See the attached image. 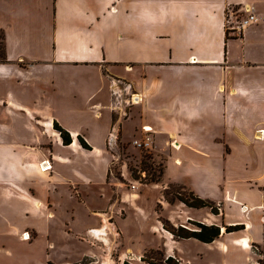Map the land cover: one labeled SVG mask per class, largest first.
<instances>
[{"label":"crops","instance_id":"0c3cea01","mask_svg":"<svg viewBox=\"0 0 264 264\" xmlns=\"http://www.w3.org/2000/svg\"><path fill=\"white\" fill-rule=\"evenodd\" d=\"M246 7L259 23L236 37L227 20ZM0 36V239L46 242L33 263L5 246L0 260L54 264L100 220L88 212L109 185L117 78L140 96L122 142L150 134L165 162L150 189L179 185L221 206L245 227L230 249L264 244V0H0Z\"/></svg>","mask_w":264,"mask_h":264},{"label":"rangeland","instance_id":"374dc122","mask_svg":"<svg viewBox=\"0 0 264 264\" xmlns=\"http://www.w3.org/2000/svg\"><path fill=\"white\" fill-rule=\"evenodd\" d=\"M108 144L107 150L111 156L109 185L96 192L95 206L91 208L92 212H88L100 220L85 236L84 233L78 235L73 241L75 246L78 245L77 249L57 261V264H169L167 259L170 257L174 258L171 264H264V244H250L247 253L229 248L233 236L239 231L226 232V227L234 225L223 220L225 216L221 215V206L213 203L218 211L216 215L210 208L207 211L205 208L204 211L190 209L175 198L176 194L179 198L190 199L189 191L179 185L150 189L153 184L163 183V180H157L159 171L165 170L164 159L158 158L155 151L149 153L130 148L122 140L113 145L108 140ZM149 156L152 158L149 159ZM145 162L153 167H145ZM154 173L157 174L156 178L153 177ZM123 189L129 195L125 199ZM83 193L75 192L80 202L86 203L83 195L92 192ZM199 223L220 226L224 231L223 236L216 243L205 244L194 238L174 237L164 226L167 224L169 228L197 231L199 227L196 224ZM100 229L105 236L97 234ZM30 239L31 236L27 240ZM0 246L12 247L16 252L27 255L33 263L37 257L45 256L46 242L40 240L31 247L15 239H0ZM0 262L11 264L7 259Z\"/></svg>","mask_w":264,"mask_h":264},{"label":"built area","instance_id":"2783aa9c","mask_svg":"<svg viewBox=\"0 0 264 264\" xmlns=\"http://www.w3.org/2000/svg\"><path fill=\"white\" fill-rule=\"evenodd\" d=\"M232 12V15L229 16L227 20V26L236 37L243 36L244 32L248 28L259 23V17L257 16L254 8L252 7H246L235 11L233 10ZM112 82L113 100L111 104V109L114 112L115 120L112 126L111 133L109 135V142L112 143L111 145L121 140L120 128L122 126V123L128 118L129 109L139 103L140 99V96L138 94L130 93L129 96L126 95L129 86H126L125 83L121 84L120 80L118 79H114ZM131 145L135 149H138L140 151H148L150 153L155 149L154 137L149 134L140 139L136 138L132 140ZM171 146L174 148L177 147L175 146V142H172ZM49 163L50 162L48 161L43 162V164L47 165L46 168L52 167L51 165H49Z\"/></svg>","mask_w":264,"mask_h":264},{"label":"trees","instance_id":"16d2710c","mask_svg":"<svg viewBox=\"0 0 264 264\" xmlns=\"http://www.w3.org/2000/svg\"><path fill=\"white\" fill-rule=\"evenodd\" d=\"M5 60V48L3 45V42H1L0 44V62L4 63ZM54 128L60 133L64 145L68 146L71 145L72 143V136L71 134L65 130L63 127H61L57 122H55L54 124ZM79 141L81 142L82 146L87 149V150H91L92 148L86 143V141L79 136ZM149 159L152 158L151 156L148 157ZM145 167H153L152 165H150L149 163L145 162ZM145 171V170H143ZM159 179L157 180V182H161L164 178L165 175V170L161 169L159 171ZM157 174L154 173L153 177L156 178ZM156 180H154L153 182H155ZM173 185V184H171ZM182 188H185L183 186H181ZM186 190V189H185ZM189 191V190H188ZM175 198H177L179 201H181L182 203H184L187 207H189L190 209H204V208H210L213 212V214H218V211L216 210V208L213 206V203L207 200H204L200 197H198L194 192L189 191V198H179L176 194H175ZM170 201H172L171 199H169ZM199 227V230L197 231H191V230H187L185 228H179V229H175V228H169V226L167 224H165V228L174 235V237H178V238H182V239H196L202 243L205 244H212L214 243L217 239H219V237L221 236V231L222 228L217 226V225H206V224H196ZM244 230L243 226H228L226 227V232L227 233H234L237 231H241ZM168 263L171 264L172 262H174V258L170 257L167 259ZM177 264V262H175Z\"/></svg>","mask_w":264,"mask_h":264},{"label":"bare ground","instance_id":"6f19581e","mask_svg":"<svg viewBox=\"0 0 264 264\" xmlns=\"http://www.w3.org/2000/svg\"><path fill=\"white\" fill-rule=\"evenodd\" d=\"M47 164V163H46ZM45 165V164H44ZM50 165V164H49ZM46 166L47 165H45V167L43 168V170L44 171H46V170H48V169H50L51 167H49V168H46ZM104 229V228H103ZM95 232V231H94ZM98 235H101V236H105V233L103 232V230H101L100 229V231L97 233ZM29 234L28 233H25L24 235H23V239H25V240H27V239H29ZM105 238V237H104Z\"/></svg>","mask_w":264,"mask_h":264}]
</instances>
